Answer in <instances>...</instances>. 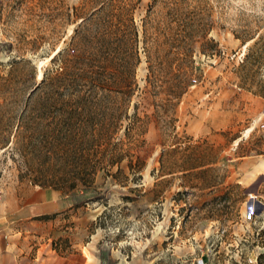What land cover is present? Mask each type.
<instances>
[{
    "label": "rangeland",
    "instance_id": "374dc122",
    "mask_svg": "<svg viewBox=\"0 0 264 264\" xmlns=\"http://www.w3.org/2000/svg\"><path fill=\"white\" fill-rule=\"evenodd\" d=\"M263 125L264 0H0V203L61 192L52 245L264 264Z\"/></svg>",
    "mask_w": 264,
    "mask_h": 264
},
{
    "label": "crops",
    "instance_id": "0c3cea01",
    "mask_svg": "<svg viewBox=\"0 0 264 264\" xmlns=\"http://www.w3.org/2000/svg\"><path fill=\"white\" fill-rule=\"evenodd\" d=\"M2 196L1 193L0 201ZM62 197L61 192L52 188L38 186L31 188L25 197V207L22 211V216L27 221L24 224L13 222L9 216L4 217L5 210L9 209L0 203V264H107L106 256L91 251L88 247L89 243L84 245L83 242L74 241L70 247L62 248L60 245H52L47 227L52 224L53 214L58 217L68 208L66 199ZM258 212L260 211L257 210L253 216L258 219L263 218L264 210L256 215ZM39 215L43 216L36 218ZM5 218L8 220H4ZM35 227L43 228V230L37 231ZM34 231H37L39 235ZM229 245L231 244H222L221 247H224L223 250H228ZM83 247L87 248L88 252ZM221 247L204 258L202 256L196 258L194 260L196 262L192 264H198L199 260L207 264H220L214 261V255L215 252H220ZM119 254L124 256L122 251ZM250 260L252 261H241L238 258L224 259L222 264H258L254 259L250 258ZM115 264L124 263L118 259ZM125 264L133 263L126 261Z\"/></svg>",
    "mask_w": 264,
    "mask_h": 264
},
{
    "label": "trees",
    "instance_id": "16d2710c",
    "mask_svg": "<svg viewBox=\"0 0 264 264\" xmlns=\"http://www.w3.org/2000/svg\"><path fill=\"white\" fill-rule=\"evenodd\" d=\"M106 5V4H105ZM105 5L101 6L100 8V11H102V9L105 7ZM123 9L127 10V8H124V6L122 7ZM61 55L63 56V62H64V71L63 72H66V70L68 69V67H70L71 65V62H72V58L68 57V56H71L69 55L68 52L66 51H63L61 52ZM182 93V91H179L178 93H176L177 95L176 96H179L180 94Z\"/></svg>",
    "mask_w": 264,
    "mask_h": 264
},
{
    "label": "built area",
    "instance_id": "2783aa9c",
    "mask_svg": "<svg viewBox=\"0 0 264 264\" xmlns=\"http://www.w3.org/2000/svg\"><path fill=\"white\" fill-rule=\"evenodd\" d=\"M264 126V125H263ZM1 193H2V190H1V188H0V195H1ZM259 222L261 223V225H263L264 226V217L263 218H260L259 219ZM254 260L255 261H257L255 258H254ZM198 264H207V263H205V262H203V261H201V260H199V262H197Z\"/></svg>",
    "mask_w": 264,
    "mask_h": 264
},
{
    "label": "water",
    "instance_id": "95a60500",
    "mask_svg": "<svg viewBox=\"0 0 264 264\" xmlns=\"http://www.w3.org/2000/svg\"><path fill=\"white\" fill-rule=\"evenodd\" d=\"M252 198H253V197H252ZM252 198H251V199H252ZM261 208H262V206H260V208H259V209H261Z\"/></svg>",
    "mask_w": 264,
    "mask_h": 264
}]
</instances>
